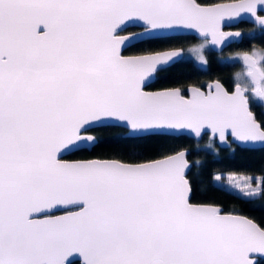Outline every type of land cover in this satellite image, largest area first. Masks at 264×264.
<instances>
[{
    "label": "snow or ice",
    "instance_id": "snow-or-ice-1",
    "mask_svg": "<svg viewBox=\"0 0 264 264\" xmlns=\"http://www.w3.org/2000/svg\"><path fill=\"white\" fill-rule=\"evenodd\" d=\"M243 20L254 27L233 30ZM183 34L200 47H155ZM243 36L264 39V0H0V264H264V221L193 203L186 149L65 159L109 128L264 149V50L221 59L240 66L231 90L156 88L186 55L204 69L205 48ZM212 180L264 192V177Z\"/></svg>",
    "mask_w": 264,
    "mask_h": 264
},
{
    "label": "trees",
    "instance_id": "trees-1",
    "mask_svg": "<svg viewBox=\"0 0 264 264\" xmlns=\"http://www.w3.org/2000/svg\"><path fill=\"white\" fill-rule=\"evenodd\" d=\"M248 40L246 36H243L237 43L238 49L248 50L250 48ZM197 41L200 40L193 38L191 34H183L177 39L155 47L180 46L185 50L187 46ZM252 45L264 49V39L256 38ZM143 50V48H130L125 53H138ZM208 60V68L203 70L197 67L192 58L185 56L166 73L156 87L163 85L175 86L189 82L201 84L206 79L226 76L227 71L218 65L216 52L209 53ZM253 108L257 112L260 111L255 103ZM123 131V128L96 130L95 134L100 138V143L94 151L66 155L65 157L82 158L95 156L135 160L152 158L162 152L187 148V159L191 163V167L188 169V176L192 181L193 202H211L221 205L223 211H239L258 221H264V192H258L254 197H244L233 189L217 185L212 180V176L218 173L223 177V183L225 184L224 173L234 172L244 174L248 176L252 183L258 182L259 184L260 178L264 177V149L246 150L239 146H234L235 151H231L227 146L216 144L213 150L205 147L208 143L207 136L199 140L187 136H182L178 139L171 136L127 139ZM70 264H77V261H72Z\"/></svg>",
    "mask_w": 264,
    "mask_h": 264
},
{
    "label": "flooded vegetation",
    "instance_id": "flooded-vegetation-1",
    "mask_svg": "<svg viewBox=\"0 0 264 264\" xmlns=\"http://www.w3.org/2000/svg\"><path fill=\"white\" fill-rule=\"evenodd\" d=\"M247 23H248V26H247ZM246 26H247V28L245 29ZM253 27H254V25L252 23H250V22H247V21H239L233 27V29H239L240 31L247 33ZM246 37L249 39L248 40V43L250 44V48L251 47H254L252 45V42L254 41V39H250L248 36H246ZM238 42H234V43H230V44L225 45L224 48H223V50L222 51H219V52L213 50L212 48H205L204 51H203V54L205 55L206 60H207V67L204 68L203 70H205V69L208 68V63H209L208 54L209 53H212V52H216L217 53V62H218L219 67H221V68H223L224 70L227 71L226 76L221 77V78H217V79H219L228 90H231L232 89V86H233V83H234V81H233V75L235 73H237V72L240 71V66H239V64L228 63V62H225V63L222 64L221 63V59L222 58H227V57H229V55H232L234 53H239L240 52L242 54L243 52H246L247 50H239L238 49V47H237V43ZM189 46H187V48ZM174 47L182 48L180 46H164V47H161V49H163V48H174ZM187 48L185 49V52H187ZM186 57L192 58L195 61V64L197 65V67L201 69L200 65L198 63H196V59L197 58H195V57H193L191 55H186ZM211 79H213V78H211ZM208 80H210V79H206L201 84H206L208 82ZM188 84H192V83L189 82ZM168 86H170V85L158 86L156 88L168 87ZM171 86H174V85H171Z\"/></svg>",
    "mask_w": 264,
    "mask_h": 264
},
{
    "label": "rangeland",
    "instance_id": "rangeland-1",
    "mask_svg": "<svg viewBox=\"0 0 264 264\" xmlns=\"http://www.w3.org/2000/svg\"><path fill=\"white\" fill-rule=\"evenodd\" d=\"M200 44H201V41H198L192 45H190L188 48H187V52L189 49H193V48H197V47H200ZM261 50H264L263 48H260V47H251L247 50V52H252V51H256V52H260ZM241 54L240 52L239 53H234L232 55H229V56H233V55H239ZM195 58H197L195 55H191ZM231 178H235L237 180H240L241 183H243V180L244 179H248L250 181V179L248 178V176L244 175V174H241V173H234V172H226L224 173V180H225V184L224 185H227L229 182H230V179ZM250 183L252 184L253 187H257L258 185V182L256 183H252L250 181ZM229 188V187H228ZM231 189V188H230ZM236 192L240 193L239 190H235ZM241 194V193H240Z\"/></svg>",
    "mask_w": 264,
    "mask_h": 264
},
{
    "label": "water",
    "instance_id": "water-1",
    "mask_svg": "<svg viewBox=\"0 0 264 264\" xmlns=\"http://www.w3.org/2000/svg\"><path fill=\"white\" fill-rule=\"evenodd\" d=\"M243 21H247V22H250V23H252L251 21H249V20H243ZM133 30H135V29H133ZM233 30H239V29H233ZM130 31H132V30H130ZM242 38V37H241ZM241 40V39H240ZM239 40V41H240ZM174 48H179V47H174ZM163 49H168V48H163ZM214 50V49H213ZM216 51V50H215ZM140 52H138V53H124L125 55H133V54H139ZM216 80H219V79H217V78H213V79H210V80H208V82L206 83V84H208V83H211V82H213V81H216ZM220 81V80H219ZM205 84V85H206ZM168 87H172V86H168ZM233 87V86H232ZM161 88H164V87H161ZM123 134L125 135V130L123 131ZM194 138V137H193ZM196 139V138H195ZM217 145H219V146H224V145H221V144H219V142H217ZM179 149H186L187 150V153H188V149L187 148H179ZM90 158H95V156H93V157H79V158H67V157H65V159H68V160H78V159H90ZM102 158H110V157H102ZM189 161V160H188ZM190 162V161H189ZM191 164V163H190ZM193 203H211V202H193ZM214 204V203H213ZM224 212H228V211H224ZM72 261H77V264H78V258H73V259H71L70 260V262H72Z\"/></svg>",
    "mask_w": 264,
    "mask_h": 264
}]
</instances>
